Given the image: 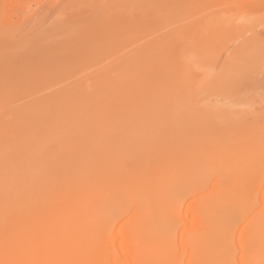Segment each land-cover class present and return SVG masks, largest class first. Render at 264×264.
I'll use <instances>...</instances> for the list:
<instances>
[{
  "label": "bare ground",
  "instance_id": "obj_1",
  "mask_svg": "<svg viewBox=\"0 0 264 264\" xmlns=\"http://www.w3.org/2000/svg\"><path fill=\"white\" fill-rule=\"evenodd\" d=\"M222 1L92 7L52 45L0 23V264H105L122 217L123 264H264L263 118L203 92L263 85L264 39L253 22L221 21ZM123 119L151 132L128 142ZM62 138L73 162L54 163L48 141Z\"/></svg>",
  "mask_w": 264,
  "mask_h": 264
},
{
  "label": "rangeland",
  "instance_id": "obj_2",
  "mask_svg": "<svg viewBox=\"0 0 264 264\" xmlns=\"http://www.w3.org/2000/svg\"><path fill=\"white\" fill-rule=\"evenodd\" d=\"M121 1L122 0H0V19H3L4 21H0V23L1 22H5L6 20L8 21V22H10V24L9 25H11V27H13L15 24L19 27V28H21V31L25 34V33H28V32H30V34H33L32 36L36 39V40H33V43H35L36 41H38V40H43L44 42H43V44H49V45H52L53 43H55V42H58L59 40H61V37L59 36L60 35V31H62V28L63 27H72L71 25H73L75 22H77V20H78V18H79V14L81 13V12H83V11H85V10H87V9H90V8H92V7H103V8H108V6H111L113 3L115 4V5H119L120 3H121ZM262 1V2H261ZM216 3V2H215ZM219 3V2H218ZM211 4V6L212 5H215L214 3H210ZM215 7V6H214ZM213 9L217 12V14H218V12H220V16H222L221 17V21H223V17L224 18H229V20H234L235 19V17L236 18H238V19H240L241 20V23H243L245 20L246 21H249V22H253V25L252 26H255V24L256 25H258V27L255 29V31L257 32V33H259L260 35H261V38L262 39H264V0H223L222 1V5L221 4H219L217 7H215V8H213L212 7V11H213ZM220 11H219V10ZM211 10H209L210 11V13H211ZM218 10V11H217ZM248 10V11H247ZM244 11H246V13H244ZM240 12H242V13H240ZM209 13V12H208ZM213 13H215V12H213ZM254 13V14H253ZM223 14H225L224 16H223ZM243 14V15H242ZM252 14V15H251ZM249 15V16H248ZM218 16V15H217ZM231 16V17H230ZM243 18H244V20H243ZM245 18H248V19H245ZM23 19H25V21L23 20ZM27 19V20H26ZM237 19V24H240L239 23V20ZM255 19V20H254ZM257 19V20H256ZM24 21V22H22L20 25H19V23H20V21ZM228 20V19H227ZM226 19H225V21H227ZM252 20V21H251ZM5 22V23H7L8 24V22ZM246 21L244 22V23H246ZM257 21H259V22H257ZM12 23H14V24H12ZM248 23V22H247ZM252 24V23H251ZM259 24H260V26H259ZM249 25H250V23H249ZM15 27V26H14ZM259 28V29H258ZM251 35V32H246V33H244V37H249ZM239 41V40H238ZM237 41V42H238ZM235 44H237L236 42H234ZM31 45H34V44H31ZM230 50V49H229ZM223 58H224V56L222 57V59L221 60H223ZM106 64V63H105ZM206 71H201V72H199L198 73V75H201L200 77L197 75V78L199 77L200 78V80L203 78V81H202V84H204V83H208L211 79H210V77H209V75L208 76H206ZM211 74H212V72H211ZM80 77V76H79ZM78 77V78H79ZM212 77V76H211ZM77 77L75 78H71V79H69L68 81L69 82H72V81H74V80H76V79H78ZM198 78V79H199ZM68 81L67 82H64V83H68ZM260 84V83H259ZM61 85V84H60ZM62 86H63V84H62ZM256 86H257V83H256V85H252V84H248V86L246 85V86H242V88H240L239 87V89H237V91L235 90H232L231 92H232V95L230 94L231 92H230V90H229V92H228V90H227V93H224V92H222V94H220V93H217V95L216 94H214V92L216 91H214V90H209V88H206V87H208V85H206V86H203V87H205L206 89H204L205 91H203L205 94L206 93H208V94H206V95H208L207 97L208 98H210V99H208L209 100V102H211V101H218L219 99L221 100V102L222 101H224V99L226 98V97H228L227 98V100L230 102V104H233L234 105V107H236L237 106V108H235V110L236 111H238V110H240V111H242V110H247V111H250L251 110V112H253L252 113V115H250V119H253L254 120V117H256V118H258L259 119V121L257 120V119H255V120H257V122H258V125H257V127L259 126L260 127V125H259V123H261L262 122V120H263V122L262 123H264V117H262V115L261 114H263V116H264V108H263V105H264V87H261V86H264V84L262 85L261 84V86L259 85V86H257V88H256ZM58 87H60V86H58ZM58 87H53L52 89H55V88H58ZM246 87V88H245ZM247 88H249L248 90H247ZM262 88V89H261ZM242 89V90H241ZM259 89V90H258ZM51 89H49V91H50ZM206 90H208V91H206ZM244 90V91H243ZM247 90V91H246ZM252 90V91H251ZM49 91H44V93H46V92H49ZM234 91V92H233ZM241 91V92H240ZM203 92L201 93V94H203ZM239 92V93H238ZM249 92V93H248ZM251 92H252V94H251ZM259 92V93H258ZM227 94V95H224V94ZM228 93H229V95H228ZM238 93V94H237ZM242 93V94H241ZM246 93V94H245ZM200 94V95H201ZM237 94V95H236ZM41 95H44L43 94V92H42V94ZM199 95V96H200ZM204 95V94H203ZM203 95H201L202 97H203ZM205 95V96H206ZM236 95V96H235ZM241 96L240 98H241V100H239L238 99V97L239 96ZM40 96V95H39ZM200 96V97H201ZM218 96V97H217ZM223 96V97H222ZM225 96V97H224ZM29 97H31V96H29ZM35 97H38V95H35V96H32V98H28V97H26V99H25V101H29V100H32V99H34ZM232 98V102H231V98ZM250 97V98H249ZM29 100H28V99ZM235 99H237V101L235 100ZM248 99H249V101H248ZM227 100H225L226 102H227ZM253 100V102H251ZM24 101V102H25ZM246 101H248L247 103H245ZM235 102H236V104H238V105H235ZM249 102H251V107H250V105H248V104H250ZM201 104V103H200ZM200 104H199V106H198V108L200 107ZM239 104H241V105H239ZM245 104V105H244ZM232 105V106H233ZM247 105V106H246ZM197 106L195 105V106H193L194 108L192 109H190V111L192 110H194L195 108H197ZM241 106V108L242 109H239L238 107H240ZM249 107V108H248ZM253 107V108H252ZM261 107H262V109H261ZM197 108V109H198ZM197 109H195V111L197 110ZM253 110V111H252ZM194 111V112H195ZM198 111V110H197ZM196 111V112H197ZM193 112V113H194ZM255 112H258V114L257 113H255ZM192 113V112H191ZM243 113V112H242ZM259 113H261L260 115V117H259ZM241 114V113H240ZM258 115V117H257V115ZM193 115V114H192ZM255 115V116H254ZM197 116V115H196ZM195 116V117H196ZM207 116V115H206ZM206 116H204V121H206ZM209 116V115H208ZM242 116V115H241ZM238 117V115L237 114H235V118H234V115L230 118V120L232 119V118H234V119H232L233 120V122H235L234 120L236 119ZM247 117H249V116H247ZM246 117V118H247ZM218 118V117H217ZM245 118V117H244ZM260 118H263L262 120L260 119ZM207 119H208V117H207ZM211 120H212V118H210ZM240 119V118H239ZM128 120V119H127ZM125 121L124 119H123V128H124V133H123V135L124 136H127V138L125 139V140H127L128 142H130V139H129V137H132V138H135V137H142L143 136V134L144 135H146V133L148 134V133H150L151 132V128L149 129L148 127L149 126H146L147 124H145V126H144V128L143 129H145V130H141V129H139V127L138 126H135V124L136 123H139L138 121H136V123L133 121V123L134 124H132L133 126H134V128H133V126L131 127V122H132V120L133 119H131V122H129L130 121V119L128 120V121ZM217 120V119H216ZM216 120H214L213 122H215ZM229 120V119H228ZM228 120H226V123H227V121ZM229 120V121H230ZM236 120H238V118L236 119ZM249 122H250V120H249V118L247 119ZM253 120H251V121H253ZM254 120V122H256ZM184 122H188V120L186 121V120H183ZM183 121H179L178 123H181L182 124V122ZM204 121H201V122H199L198 121V123L200 124V123H204V124H201L202 126L204 125V126H206V122H204ZM228 121V123H231V122H229ZM248 121H246V122H248ZM211 122V121H210ZM213 122H211L212 124H213ZM253 122V124L252 125H254L255 123ZM166 123V122H165ZM191 124V122L189 121L188 123H186V124ZM195 123V122H194ZM194 123L192 124V125H194ZM196 123H197V121H196ZM210 123V124H211ZM216 123H218V122H216ZM127 126H126V125ZM128 124H130V125H128ZM180 124V125H181ZM233 124V123H232ZM236 124V123H235ZM249 124V126H251L250 125V123H248ZM137 125V124H136ZM165 126H164V132H166L168 129H169V127H167V125L166 124H164ZM180 125L178 124V128H179V130H181L182 129V126H185L186 127V130L188 131H190V129L191 130H193V134H195L196 136H199L200 135V133H201V129H202V127L201 126H199V128H195L194 126H192L191 125V127L189 126L188 128H187V126L184 124H182V126H181V128H180ZM198 124H196V126H197ZM227 125V124H226ZM237 125V128L239 127V125L238 124H236ZM203 126V127H204ZM207 126L209 127V124H208V122H207ZM220 126V125H219ZM245 126V125H244ZM247 126V125H246ZM262 126V125H261ZM128 127H130V128H128ZM136 127V128H135ZM176 127H177V125L175 126V128H173L174 129V131H175V129H176ZM185 127H183V130L185 129ZM211 127V126H210ZM213 127V126H212ZM224 127V126H223ZM229 128L231 127L232 128V126H228ZM252 127H254V126H252ZM256 126H255V128H257ZM128 128V129H127ZM139 129V133L137 132L138 131V129ZM177 128V129H178ZM190 128V129H189ZM207 128V127H206ZM217 128H219V127H217ZM229 128H226L227 130L229 129ZM236 128V129H237ZM248 128V127H247ZM249 128H251V127H249ZM248 128V129H249ZM130 129H133V130H130ZM137 129V130H136ZM213 129V128H212ZM220 129H222V128H220ZM182 130V132H183V134L185 135V130L183 131ZM203 130V129H202ZM216 130V129H215ZM225 130V129H224ZM231 130H233V129H231ZM234 130H235V127H234ZM127 131V132H126ZM142 132V134H141V132ZM147 131V132H146ZM230 131V130H229ZM236 131V130H235ZM128 132H129V134H128ZM134 132V133H133ZM144 132V133H143ZM168 132H170L169 130H168ZM177 132H179L178 130H177ZM191 132V131H190ZM206 132H208V131H206ZM209 132H210V129H209ZM211 132H213V131H211ZM210 132V133H211ZM232 132V131H231ZM237 132H239V131H237ZM181 133V132H180ZM179 133V134H180ZM187 133H189V132H187ZM187 133H186V136H181L182 137V139L184 138V137H189V138H191V136L190 135H192V133L190 134L189 133V135H187ZM222 133V132H221ZM228 132H226V134H227ZM243 134L245 133V131L244 132H242ZM242 133L240 132V134L242 135ZM176 134V133H175ZM173 135V138H174V142H176V139H178L177 141H180L181 142V140H180V135L178 136V137H175L176 135ZM203 134V133H202ZM225 134V135H226ZM133 135V136H132ZM137 135V136H136ZM139 135V136H138ZM142 135V136H141ZM217 135V131H216V133H215V136ZM230 135V134H229ZM231 135H233L232 133H231ZM236 135H238V134H236ZM262 135H264V134H262ZM193 136V135H192ZM195 136V137H196ZM211 136V135H210ZM218 136H219V134H218ZM235 136V135H234ZM202 136H200V137H198V138H201ZM214 137V136H213ZM223 137V136H222ZM226 137V136H225ZM239 137V136H238ZM242 137H245V134H244V136H242ZM264 137V136H263ZM176 138V139H175ZM197 138V139H198ZM203 138V137H202ZM215 138V137H214ZM219 138V137H218ZM218 138H217V140H218ZM231 138V137H230ZM233 138H235V137H233ZM66 139H68V138H66ZM66 139H61V140H58L57 142H58V144H57V142L55 141H53L52 142V140H50V141H48V143H52V146L55 148L54 149V151L53 150H50V149H53L52 147H49L48 149H49V151L50 152H54V154L56 153V152H60L59 153V156L57 157V159H59V157L61 156V157H64L63 158V160H66L67 161V163H69V161L67 160V158L71 161L72 160V162H73V153H70L71 152V150L72 149H74V147L76 146V145H73V143H75V142H70V141H72V140H74V138H72V139H69V140H66ZM196 139V140H197ZM224 139H226V138H224ZM223 139V140H224ZM55 140V139H54ZM193 140H194V138H193ZM220 140H221V138H220ZM238 140V139H237ZM70 143H68V142ZM127 141H125L124 142V137H123V146H125V144L124 143H126ZM182 141H184V140H182ZM199 142H200V139L198 140ZM197 141V142H198ZM202 141V140H201ZM235 141V140H234ZM63 142V143H62ZM67 142V143H66ZM127 142V143H128ZM72 143V144H71ZM50 144H48V146L50 145ZM63 144H65V145H63ZM108 144V143H107ZM106 144V145H107ZM164 145H162V147H164V148H168L169 147V145H170V143H169V141H166V143H163ZM69 147H68V146ZM73 147H72V146ZM106 145H104L103 147H104V149H106L107 148V146ZM47 146V147H48ZM51 146V145H50ZM59 146V147H58ZM71 147H72V149H71ZM69 149H70V152H69ZM80 149V148H79ZM73 151H75V150H72V152ZM82 151V150H81ZM47 152V151H46ZM44 153V152H43ZM53 154V153H52ZM65 156H64V155ZM45 155V154H44ZM51 155V154H50ZM49 155V156H50ZM48 156V157H49ZM51 156H53V155H51ZM50 156V158H52ZM57 156V155H56ZM47 157V155H46V158H48ZM45 158V157H44ZM71 158V159H70ZM49 159V158H48ZM48 159H46V160H48ZM57 159H55V160H57ZM74 159H75V157H74ZM44 160V162H46V160L45 159H43ZM50 160L51 159H49L48 161L50 162ZM79 160V161H78ZM78 163L77 164H79V165H82L83 164V162L84 161H86V159H84V160H82V158L81 159H79L78 158ZM47 161V162H48ZM53 161H54V157H53ZM63 162V163H66V161H60V159L59 160H57V161H54V163L55 162ZM76 161V160H75ZM87 161H88V159H87ZM48 162V163H49ZM46 165L45 163H43L42 162V164L41 165ZM43 165V166H44ZM227 170V169H226ZM49 174V173H48ZM51 175V174H50ZM52 176V175H51ZM263 176V175H262ZM240 178H242L243 179V177H241L240 176ZM259 179H258V181H259V183L261 182V186L259 185V184H256L257 183V180H256V182H255V184H256V186L257 185H259L260 187H262V188H259V190H263L264 189V176L262 177V179H263V181H262V179H261V176L260 177H258ZM241 179V180H242ZM257 179V178H256ZM178 183V182H177ZM176 183V184H177ZM179 183L180 184H177L176 185V187L178 186V187H180V186H183L184 185V181L182 182V181H179ZM183 184V185H182ZM180 185V186H179ZM258 186V187H259ZM193 199L194 198H191V199H189L188 201H187V203H186V209H184V211L186 212L188 209V206H189V203H191V201H193ZM187 204H188V206H187ZM261 206V204H259L258 205V209H259V207ZM258 209H256V212L257 211H259ZM261 209V208H260ZM122 219V220H121ZM121 219H119V222H117V227H116V231H115V234H116V237H115V239H116V244H115V247H114V251H112L113 250V248H112V253L113 254H110V255H106L107 253H105V254H103L102 256H103V258H102V262L103 263H105V264H108V262L109 263H111V259H114L115 258V264H123V255L125 254V253H123V250H122V248H121V243L123 242L122 240H123V237H122V235H123V231H121V228L120 229H118L119 227H120V225H121V227H123V224H124V222L126 221L125 220V218H121ZM189 220H190V218H188ZM124 221V222H123ZM244 225V224H243ZM243 225H241V227H240V230H241V228L243 227ZM190 226L189 225H187L186 226V230L187 229H190L189 228ZM184 229V228H183ZM183 229H182V231H183ZM119 230V231H118ZM188 231V230H187ZM122 232V233H121ZM122 241V242H121ZM51 244V243H50ZM53 244H51V246H52ZM50 246V245H49ZM108 254H109V252H108ZM105 255V256H104ZM101 259V258H100ZM235 259L238 261L239 259H240V256L238 255V256H236L235 257ZM235 259H232V262H234L235 263ZM113 261V260H112ZM101 262V263H102ZM230 263V264H233V263ZM113 263V262H112ZM111 263V264H112ZM237 263V262H236ZM235 263V264H236Z\"/></svg>",
  "mask_w": 264,
  "mask_h": 264
}]
</instances>
